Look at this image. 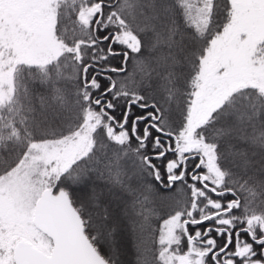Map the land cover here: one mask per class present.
Listing matches in <instances>:
<instances>
[{
  "label": "snow or ice",
  "instance_id": "obj_1",
  "mask_svg": "<svg viewBox=\"0 0 264 264\" xmlns=\"http://www.w3.org/2000/svg\"><path fill=\"white\" fill-rule=\"evenodd\" d=\"M146 177L159 264H264V0H0V264H124Z\"/></svg>",
  "mask_w": 264,
  "mask_h": 264
},
{
  "label": "trees",
  "instance_id": "obj_2",
  "mask_svg": "<svg viewBox=\"0 0 264 264\" xmlns=\"http://www.w3.org/2000/svg\"><path fill=\"white\" fill-rule=\"evenodd\" d=\"M69 28V34L71 29V24H67ZM121 59L122 57L114 58L112 60V64L116 67L121 66ZM65 75H71L72 68L69 66L64 69ZM113 77H116L115 73H111ZM120 78L124 80V83L128 87L129 90L139 91L141 93L145 92L146 85L144 83V73L141 71L139 67L136 65V61L130 56L127 71L120 74ZM156 81L153 80V85H155ZM62 84H70L67 81H62ZM107 86V81H102V88ZM28 87L33 92H44L45 89L41 87L40 84H32L31 81L28 82ZM188 91V85L183 84L181 87V96L179 103L183 109L184 107V100L186 97L184 93ZM135 110V109H134ZM151 110V109H149ZM137 114L139 110H135ZM181 118L180 114L178 117ZM58 131H64V129H58ZM7 159V157H5ZM191 169H189L190 171ZM143 182L151 187V191L144 193L148 196V200L143 205H137V209H143L144 214L148 215V220L145 222V226L143 229L137 227L135 230L132 227L131 221L128 219L127 216L117 210L116 208L122 207L121 204H127L131 200V197L124 195L122 199L118 198L119 194L116 196L105 194L103 200L107 199V204L110 205V209L115 213L121 215L124 218V223L127 225L125 228L126 236L125 238V249L126 253L122 255V260L124 264H138V260H142L143 264H159L157 260L158 256V238H159V228L161 226V221L165 219L172 211L175 205V199H181L185 194H187L188 190L185 189L184 193H181L177 190L174 186L172 189H162L159 185L151 178L146 177L144 178ZM191 182V181H189ZM100 182L97 181V184ZM102 187V185H100ZM74 191L80 193V189L78 187L74 188ZM82 195V194H81ZM245 195H250L246 193H240L241 196V203L244 202ZM111 196V197H110ZM264 198L259 192H257V196L255 199V204L260 203V199ZM226 200L233 199L231 194L225 197ZM118 205V206H117ZM255 206V205H254ZM260 210L259 208L257 209ZM239 212V210H234ZM126 218V220H125ZM138 221H143V216H135L134 217ZM126 221V222H125ZM127 223V224H126ZM203 227V226H201ZM191 231V229H190ZM215 235V233H213ZM138 246L141 249V252L137 251ZM182 247L186 248V245ZM128 254L130 255L128 257ZM127 258V259H126Z\"/></svg>",
  "mask_w": 264,
  "mask_h": 264
},
{
  "label": "rangeland",
  "instance_id": "obj_3",
  "mask_svg": "<svg viewBox=\"0 0 264 264\" xmlns=\"http://www.w3.org/2000/svg\"><path fill=\"white\" fill-rule=\"evenodd\" d=\"M179 105H180V103H179ZM174 107H175V105H174ZM180 108L182 109V107H181V105H180ZM179 114H180V112L179 111H176L175 112V116H176V118H177V122H178V117H179ZM82 194V193H81ZM111 197V196H110ZM105 203L107 204V199H105ZM122 205V207L120 206L119 208H116L117 210H119V211H121L123 214H124V209H126V208H128V205L127 204H121ZM110 210H112V208L110 209ZM167 218V217H166ZM125 220H126V218H125ZM126 222V221H125ZM162 222H163V220L161 221V224H162ZM127 224V223H126ZM127 225H125V223H124V218H122V228L124 229V235H125V238H127V236H126V232H125V228L124 227H126ZM123 253L125 254L126 253V249H125V247H124V249H123ZM130 255L128 254V257H129ZM127 259V258H126Z\"/></svg>",
  "mask_w": 264,
  "mask_h": 264
}]
</instances>
